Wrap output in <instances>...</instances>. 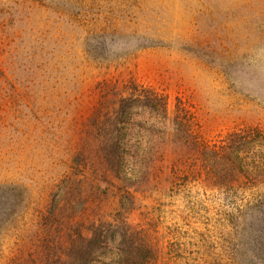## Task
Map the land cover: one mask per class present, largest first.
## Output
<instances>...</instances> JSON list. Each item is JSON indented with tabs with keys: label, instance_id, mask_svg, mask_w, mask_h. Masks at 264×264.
<instances>
[{
	"label": "rangeland",
	"instance_id": "rangeland-1",
	"mask_svg": "<svg viewBox=\"0 0 264 264\" xmlns=\"http://www.w3.org/2000/svg\"><path fill=\"white\" fill-rule=\"evenodd\" d=\"M143 89L165 108L111 105ZM103 124L154 264H264V0H0V264L67 178L108 184Z\"/></svg>",
	"mask_w": 264,
	"mask_h": 264
},
{
	"label": "trees",
	"instance_id": "trees-1",
	"mask_svg": "<svg viewBox=\"0 0 264 264\" xmlns=\"http://www.w3.org/2000/svg\"><path fill=\"white\" fill-rule=\"evenodd\" d=\"M132 98L145 108H153L157 103L165 108L163 100L156 102L155 96L144 89L136 93L121 94L111 105L115 106ZM96 129L102 132L95 139V157L108 184L100 188L93 182L76 183L72 177L67 178L59 188L58 198L52 200V205L46 208L44 215L50 219V226L43 230L42 223L38 227L45 235L40 236L35 243L34 251L26 252L25 245H21L16 252L8 254L1 264L156 263L157 252L149 243L148 232L146 231V237L141 232H136L130 226L126 213L122 215L117 212L118 201H123L129 195L128 190L119 186L128 177L123 169L125 144L119 136L123 129L114 130L105 124L96 125ZM115 132L118 134L115 135ZM240 135L231 134L230 140L231 137ZM227 158L230 165L233 168L236 166L242 173L253 172L247 164L243 165L239 156L228 154ZM256 165V169L263 168L264 160H258ZM65 212H70V216ZM118 235L121 249L117 246ZM21 242L18 240V243Z\"/></svg>",
	"mask_w": 264,
	"mask_h": 264
}]
</instances>
